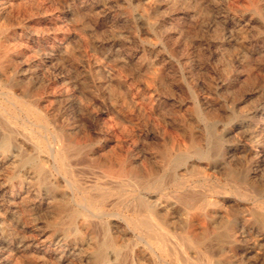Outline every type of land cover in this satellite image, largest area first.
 Segmentation results:
<instances>
[{"label":"rangeland","instance_id":"1","mask_svg":"<svg viewBox=\"0 0 264 264\" xmlns=\"http://www.w3.org/2000/svg\"><path fill=\"white\" fill-rule=\"evenodd\" d=\"M0 57V125L69 158L41 154L42 187L0 164V264H94L110 236L106 264H264V0H0ZM101 192L105 216L77 206Z\"/></svg>","mask_w":264,"mask_h":264},{"label":"bare ground","instance_id":"2","mask_svg":"<svg viewBox=\"0 0 264 264\" xmlns=\"http://www.w3.org/2000/svg\"><path fill=\"white\" fill-rule=\"evenodd\" d=\"M259 3V2H258ZM261 4V3H260ZM258 6V5H257ZM259 8V7H258ZM259 10V9H258ZM261 15V14H260ZM3 51V50H2ZM6 51V50H5ZM7 52V51H6ZM7 56V55H6ZM3 57V56H2ZM5 58V57H4ZM0 59H1V57H0ZM2 64V63H1ZM2 66V65H1ZM5 70V69H4ZM5 72V71H4ZM14 72H16V71H14ZM1 73V72H0ZM9 74V73H8ZM11 74H12V72H11ZM10 75V74H9ZM1 76V75H0ZM11 77V76H10ZM1 78H2V76H1ZM7 79V78H6ZM3 80V79H2ZM5 80V79H4ZM8 81V80H7ZM6 84V83H5ZM13 85V84H12ZM6 86V85H5ZM14 88V87H13ZM4 90V89H3ZM17 90V89H16ZM19 91H21V90H19ZM22 92V91H21ZM26 92V91H25ZM28 92V91H27ZM26 92V93H27ZM13 93V92H12ZM20 93V92H19ZM23 93V92H22ZM3 94V93H2ZM7 94V93H6ZM9 94H10V91H9ZM11 95V94H10ZM17 95V94H16ZM1 96V95H0ZM8 96V95H7ZM2 97H3V95H2ZM14 97V96H13ZM8 98V97H7ZM27 98V97H26ZM4 99V98H3ZM17 100V99H16ZM28 100V99H27ZM6 101H10V100H6ZM18 101V100H17ZM16 101V102H17ZM5 102V101H4ZM15 103V102H14ZM12 104V103H11ZM16 104H18V102L16 103ZM16 104H15V106H16ZM21 104V103H20ZM25 104V103H24ZM9 105H10V103H9ZM14 105V104H13ZM12 105V106H13ZM22 105V104H21ZM29 106V105H28ZM3 107V106H2ZM38 107V106H37ZM5 108V107H4ZM8 108V107H7ZM8 109H10V108H8ZM16 109V108H15ZM19 109V108H18ZM23 109V108H22ZM6 110V109H5ZM4 110V111H5ZM34 110V109H33ZM39 110V109H38ZM7 111V110H6ZM14 111V110H13ZM21 111V110H20ZM19 111V112H20ZM27 111V112H26ZM7 112H9V111H7ZM29 112H31V110H29V108L28 107H25V113L27 114V113H29ZM36 112V111H35ZM1 113V112H0ZM3 113V112H2ZM24 113V114H25ZM33 113H34V111H33ZM4 114V113H3ZM6 114V113H5ZM4 114V115H5ZM11 114H12V112H11ZM25 114V115H26ZM35 114H37V113H35ZM7 115V114H6ZM25 115H24V117H25ZM38 115V114H37ZM36 115V116H37ZM39 115H40V113H39ZM46 115H48V114H46ZM2 116V115H1ZM14 116V115H13ZM35 116V117H36ZM41 116V115H40ZM18 117V116H17ZM24 117H23V119H24ZM32 117V116H31ZM30 117V118H31ZM38 118H39V116H37ZM1 118V117H0ZM17 119V118H16ZM26 119V118H25ZM35 119H37V118H35ZM39 119H42V118H39ZM20 120V119H19ZM33 120H34V118H33ZM4 121H5V119H4ZM3 121V122H4ZM7 121V120H6ZM12 121V120H11ZM24 121V120H23ZM29 121V120H28ZM37 121H38V119H37ZM40 121V120H39ZM8 122V121H7ZM15 122V121H14ZM34 122H35V120H34ZM42 122H43V120H42ZM2 123V122H1ZM5 123V122H4ZM8 123H10V122H8ZM22 123V122H21ZM28 123V122H27ZM39 123H41V122H39ZM38 123V124H39ZM33 124V123H32ZM44 124H46L47 125V123H44ZM28 125H30V124H28ZM45 125V126H46ZM1 126V130H3L4 132H2L3 134H2V136H0V164H1V166L3 167V168H6L7 170H10V171H12V177H17V181L19 182V183H23V182H26V183H36L39 187H42V186H45V182H46V175H47V170L43 167V165L41 164V160H40V156H41V154L42 153H45V154H47L52 160H53V163H54V165H58L60 168H62L63 169V171L65 170L64 169V166H66V163H67V160L69 159L68 158V155H67V153L65 152V150H66V145L65 146H63L61 149L60 148H53V145H52V147H50V146H48V147H42L41 148V146H40V148H38V147H31V146H20L19 144H17L16 142H17V138L15 137L16 135H14L13 133H15V132H13V131H11V129L9 130L8 128H9V126H8V128H6L7 126H5V125H3V124H1L0 125ZM34 126H35V124H34ZM38 126V125H37ZM36 126V127H37ZM41 126V125H40ZM39 126V127H40ZM10 127H12L13 128V126H12V123H11V126ZM16 127V126H15ZM14 127V128H15ZM18 127V126H17ZM28 127V126H27ZM33 128V127H32ZM42 128V127H41ZM47 128V127H46ZM46 128H44L43 129V131L45 130L46 131ZM54 128V127H53ZM20 129V128H19ZM36 129V128H35ZM40 129V128H39ZM27 130V129H26ZM25 130V131H26ZM41 130V129H40ZM22 131V130H21ZM24 130H23V132H25ZM39 131V130H38ZM42 131V130H41ZM1 132V131H0ZM36 132V131H35ZM59 132H60V130H59ZM22 133V132H21ZM39 133H40V131H39ZM43 133V132H42ZM47 133H49V132H47ZM1 134V133H0ZM16 134V133H15ZM63 134V133H62ZM41 135V134H40ZM61 135V134H60ZM49 136H51V135H49ZM54 136V135H53ZM22 137V136H21ZM34 137H36V136H34ZM29 138V137H28ZM58 138L59 137H57V140H58ZM22 139L23 138H21V141H22ZM16 140V141H15ZM30 140H33V139H30ZM46 139H44V141H45ZM36 141V140H35ZM52 141H53V138H52ZM25 142V141H24ZM26 142H28L27 140H26ZM36 143V142H35ZM34 143V144H35ZM39 143V140H38V142H37V144ZM47 143V141L45 142V144ZM49 143V142H48ZM54 143V142H53ZM64 143V142H63ZM67 143V142H66ZM65 143V144H66ZM24 144V143H23ZM25 144H27V143H25ZM71 144V143H70ZM28 145H29V143H28ZM74 145V144H73ZM35 146H36V144H35ZM39 146V145H38ZM47 146V145H46ZM24 147V148H23ZM68 147V146H67ZM76 147V146H75ZM29 149V151H28V149ZM199 148V147H198ZM194 149H195V147H194ZM202 150V149H201ZM98 153V152H97ZM196 154H198L200 157H202V159H207V156H205V155H203V154H200L199 152H196ZM90 155V154H89ZM93 154H91L90 156H92ZM190 155V154H189ZM94 157V156H93ZM120 158V157H119ZM84 159V158H83ZM101 158L99 157V159L98 160H100ZM111 159V158H110ZM49 160V159H48ZM169 160V159H168ZM188 160V159H187ZM212 160V159H211ZM89 161V160H88ZM88 161L86 162V163H88ZM115 161V160H114ZM76 162V161H75ZM81 162V161H80ZM107 162H108V160H107ZM188 162V161H187ZM209 162V161H208ZM45 163V162H44ZM47 163V162H46ZM78 163V162H77ZM76 163V164H77ZM83 163V162H82ZM71 164V163H70ZM75 164V163H74ZM94 164V163H93ZM98 164V163H97ZM108 164V163H107ZM87 165V164H86ZM88 165H90L89 163H88ZM125 165V164H124ZM45 166V165H44ZM53 166V165H52ZM73 166V165H72ZM75 166H77V165H75ZM92 166V165H91ZM94 166V165H93ZM99 166V165H98ZM107 166V165H106ZM116 166V165H115ZM114 166V167H115ZM1 167V168H2ZM103 167V166H102ZM108 167V166H107ZM113 166H109L108 168H107V172H108V174H110V175H112V176H115L116 178H120V180H121V178L123 177V176H125V174L127 173V171L124 169V167L122 166V165H118V167L116 168H114ZM186 167V166H185ZM99 168V167H98ZM99 169H101V168H99ZM127 169V168H126ZM129 169V168H128ZM49 170V169H48ZM68 170V169H67ZM91 170V169H90ZM95 170V169H94ZM185 170V169H184ZM23 172L24 174L23 175H21L20 174V172ZM58 171H60V170H58ZM81 171V170H80ZM181 171V170H180ZM56 172V171H55ZM78 172V171H77ZM187 172V171H186ZM192 172V171H191ZM1 173V172H0ZM51 173V172H50ZM66 173V172H65ZM64 173V174H65ZM76 173V172H75ZM86 173V172H85ZM99 173V172H98ZM134 173V172H133ZM159 173V172H158ZM58 174V173H57ZM84 174V173H83ZM130 174V173H129ZM155 174V173H154ZM160 174V173H159ZM181 174V173H180ZM3 175V174H2ZM92 175V174H91ZM103 175V174H102ZM131 175V174H130ZM150 175V174H149ZM190 175H192V174H190ZM49 176V175H48ZM53 176V175H52ZM68 176V175H67ZM156 176V175H155ZM158 176V175H157ZM184 176H185V174H184ZM57 177V176H56ZM72 177V176H71ZM84 177V176H83ZM126 177V176H125ZM135 177V176H134ZM147 177V176H146ZM187 177V176H186ZM49 178V177H48ZM47 178V179H48ZM88 178V177H87ZM171 178V177H170ZM10 179H13V178H11V176H10ZM79 179V178H78ZM127 179V178H126ZM139 179V178H138ZM145 179V178H144ZM60 180H61V178H60ZM80 180V179H79ZM87 180V179H86ZM88 180H90V179H88ZM1 181V180H0ZM15 181V180H14ZM52 181V180H51ZM85 181V180H84ZM92 180H90V182H91ZM96 181V180H95ZM59 182V181H58ZM61 183V182H60ZM80 183V182H79ZM86 183V182H85ZM133 183V182H132ZM139 182L138 181H134V186L135 185H139L138 184ZM8 184V183H7ZM59 184V183H58ZM67 184V183H66ZM78 184V183H77ZM87 184H89L88 182H87ZM119 184V183H118ZM132 184V185H133ZM48 185V184H47ZM79 186H80V184H78ZM83 185V184H82ZM91 185V184H90ZM113 185V184H112ZM126 185V184H125ZM25 186V185H24ZM64 186V185H63ZM86 186H88V185H85V187ZM94 188H98L97 186H95V183H94ZM108 186V185H107ZM111 186V185H110ZM117 187H118V185H116ZM159 186V185H158ZM157 186V187H158ZM69 187V186H68ZM84 187V188H85ZM90 187V186H89ZM88 187V188H89ZM5 188V187H4ZM24 188V187H23ZM6 189V188H5ZM70 189V188H69ZM74 189V188H73ZM1 190V189H0ZM25 190V189H24ZM75 190V189H74ZM6 191H7V189H6ZM9 191V190H8ZM19 192V191H18ZM75 192H77V191H75ZM82 192V191H81ZM70 193H71V191H70ZM7 195V194H6ZM22 195H23V193H22ZM34 196V195H33ZM73 196V195H72ZM125 196V195H124ZM124 196H123V198H124ZM143 196V195H142ZM177 196V195H176ZM111 196L109 195V194H107L106 192H101V193H98V194H94V195H89V194H84V193H79V195L77 196V199H76V203H77V206L80 208V209H82V210H85V211H89L90 209H93V210H95V211H98L97 213H94V212H92V215H93V217H95V218H100V217H102V216H105V215H103V209H104V207L108 204V202H109V198H110ZM6 198H7V196H6ZM21 198V197H20ZM68 198V197H67ZM71 198V197H70ZM134 198V200L136 201V207H135V209H132L133 211H135V212H144V213H150V212H152V209L150 208V203H149V205H148V201H146V199L144 200L143 198H140V197H138V196H134L133 197ZM146 198H147V196H146ZM154 198V197H153ZM172 198V197H171ZM4 199V198H3ZM58 199V198H57ZM60 199V198H59ZM175 199V198H174ZM178 199V198H177ZM190 199V198H189ZM203 199V198H202ZM30 200V199H29ZM160 200V199H159ZM7 201V200H6ZM49 201V200H48ZM73 201V200H72ZM150 201V200H149ZM152 201V200H151ZM178 201V200H177ZM193 201V200H192ZM201 201V200H200ZM47 202V201H46ZM198 202V201H197ZM208 202V201H207ZM74 203V202H73ZM155 203V202H154ZM162 203H163V201H162ZM190 203V202H189ZM209 203V202H208ZM166 204V203H165ZM198 204V203H197ZM212 204V203H211ZM160 205V204H159ZM164 205V204H163ZM172 205V204H171ZM42 206V205H41ZM67 206V205H66ZM69 206V205H68ZM111 206V205H110ZM179 206V205H178ZM194 206V205H193ZM203 206V205H202ZM202 206H201V208H202ZM208 207H209V205H207ZM10 207V206H9ZM19 207V206H18ZM46 207V206H45ZM157 207V209H158V206H156ZM164 207V206H163ZM163 207H162V209H163ZM168 207V206H167ZM174 207V206H173ZM154 208V207H153ZM190 208V207H189ZM188 208V209H189ZM216 208V207H215ZM164 209H165V207H164ZM184 209V208H183ZM186 209H187V207H186ZM197 209V208H196ZM58 210H59V212H64V214L66 213V215L68 216V220H69V225L70 226H72V225H76V223H78L81 227H83V228H85V227H87V222H86V220H85V218L84 219H79L78 218V216H79V211H75V210H72V211H68V209L64 206V205H59L58 206ZM130 210V209H129ZM168 210V211H167ZM167 210H164V211H167V213L169 212V209H167ZM191 210V209H190ZM195 210V209H194ZM199 210V209H198ZM209 210V209H208ZM210 210H212V209H210ZM84 211V212H85ZM189 211V210H188ZM41 212V211H40ZM50 212H51V210H50ZM197 212V211H196ZM202 212V211H201ZM1 213V212H0ZM87 213V212H86ZM154 213V212H153ZM174 213V212H173ZM177 213V212H176ZM208 213V212H207ZM22 214V213H21ZM30 214V213H29ZM32 214V213H31ZM63 214V215H64ZM107 214V213H106ZM160 214V213H159ZM162 214V213H161ZM164 214V213H163ZM170 214V213H169ZM195 214V213H194ZM34 215V214H33ZM62 215V216H63ZM83 215V214H82ZM89 215H91V214H89ZM108 215V214H107ZM151 215V214H150ZM158 215V214H157ZM168 215V214H167ZM166 215V216H167ZM6 216H7V214H6ZM32 216V215H31ZM111 216V215H110ZM113 216H115V214L113 215ZM118 216V215H117ZM145 216V215H144ZM164 216V215H163ZM175 216V215H174ZM177 216V215H176ZM211 216V215H210ZM10 217H11V215H10ZM65 217V216H64ZM80 217V216H79ZM109 217V216H108ZM146 217V216H145ZM148 217V216H147ZM168 217V216H167ZM193 217L194 216H192V220H193ZM38 218V217H37ZM61 218V217H60ZM63 218V217H62ZM142 218V217H141ZM161 218H162V216H161ZM164 218V217H163ZM195 218V217H194ZM197 218V217H196ZM201 218V217H200ZM1 219V218H0ZM5 219V218H4ZM7 219V218H6ZM8 219H10V218H8ZM117 219V218H116ZM170 219V218H169ZM172 219V218H171ZM175 219V218H174ZM184 219V218H183ZM190 219H191V216H190ZM197 219H199V218H197ZM205 219V218H204ZM207 219V218H206ZM205 219V220H206ZM213 219V218H212ZM11 220V219H10ZM113 220V219H112ZM166 220V219H165ZM200 220H202V218L200 219ZM2 221V220H1ZM53 221V220H52ZM95 221V220H94ZM148 221V220H147ZM147 221H145V220H142L139 224L143 227V228H145V229H150V227H149V223L147 222ZM150 221V220H149ZM176 221V220H175ZM183 221V220H182ZM191 221V220H190ZM21 222V221H20ZM32 222V221H31ZM58 222V221H57ZM120 222V221H119ZM164 222V221H163ZM178 222V221H177ZM192 222V221H191ZM202 222V221H201ZM30 223V222H29ZM89 223V222H88ZM171 223V222H170ZM196 223V222H195ZM51 224H53V223H51ZM61 224V223H60ZM113 224V223H112ZM127 224V223H126ZM165 224V223H164ZM15 225V224H14ZM37 225V224H36ZM35 225V226H36ZM40 225V224H39ZM55 225V224H54ZM115 225V224H114ZM124 225V224H123ZM175 225H177V224H175ZM182 225V224H181ZM203 225H205V224H203ZM215 225V224H214ZM213 225V226H214ZM16 226V225H15ZM21 226V225H20ZM79 226V227H80ZM93 226V225H92ZM111 226H113V225H111ZM164 226V225H163ZM171 226V225H170ZM184 226V225H183ZM187 226H189V224L187 225ZM186 226V227H187ZM197 226H198V224H197ZM212 226V227H213ZM14 227V226H13ZM39 227V226H38ZM78 227V228H79ZM91 227V226H90ZM98 227V225L96 226V228ZM125 227H126V225H125ZM152 227V226H151ZM154 227V226H153ZM177 227V226H176ZM200 227H203V226H200ZM204 227H206V226H204ZM5 228V227H4ZM45 228H47V226L45 227ZM54 228V227H53ZM103 228V227H102ZM117 228V227H116ZM170 228V227H169ZM216 228V227H215ZM219 228V227H218ZM229 227H227V229H228ZM18 229V228H17ZM25 229V228H24ZM40 229V228H39ZM55 229V228H54ZM98 229V228H97ZM110 229V228H109ZM121 229V228H120ZM119 229V231H121ZM175 229V228H174ZM178 229H180V228H178ZM182 229V228H181ZM195 229V228H194ZM6 230V229H5ZM42 230V229H41ZM53 230V229H52ZM59 230V229H58ZM62 230H64V228L62 229ZM151 230V229H150ZM164 230H165V228H164ZM187 230V229H186ZM189 230V229H188ZM197 230V229H196ZM212 230V229H211ZM210 230V232H212ZM21 231V230H20ZM60 231V230H59ZM98 231H99V229H98ZM110 231H111V229H110ZM133 231V230H132ZM157 231H158V229H157ZM206 231H208V230H206ZM215 230H213V232H214ZM228 231H229V229H228ZM12 232V231H11ZM28 232V231H27ZM42 232H43V230H42ZM44 232H45V230H44ZM43 232V233H44ZM56 232H58V231H56ZM55 232V233H56ZM63 232V231H62ZM68 232V231H67ZM84 232H86V230L84 231ZM152 232V231H151ZM161 232V231H160ZM216 232V231H215ZM2 233V232H1ZM52 233V232H51ZM122 233H124V232H122ZM135 233V232H134ZM171 233V232H170ZM184 233V232H183ZM186 233V232H185ZM193 233H195V232H193ZM203 233V232H202ZM207 233V232H206ZM68 234H69V232H68ZM94 234H95V232H94ZM115 234V233H114ZM117 234V233H116ZM115 234V235H116ZM176 234V233H175ZM182 234V233H181ZM189 234H191V233H189ZM187 235V236H189L190 237V235ZM197 234H198V232H197ZM199 234L201 235V233L199 232ZM205 234V233H204ZM48 235V234H47ZM74 235H75V233H74ZM88 235V234H87ZM91 235V234H90ZM96 235V234H95ZM113 235V234H112ZM115 235H113V236H115ZM160 235V234H159ZM167 235V234H166ZM178 235V234H177ZM183 235V234H182ZM192 235V234H191ZM203 235V234H202ZM208 235V234H207ZM62 236V235H61ZM73 236V235H72ZM180 236V235H179ZM195 236H196V234H195ZM209 236V235H208ZM6 237V236H5ZM95 237V236H94ZM100 237H101V235H100ZM106 237V236H105ZM117 237V236H116ZM119 237V236H118ZM126 237V236H125ZM124 237V238H125ZM131 237V236H130ZM197 237V236H196ZM217 237V236H216ZM215 237V238H216ZM31 238V237H30ZM47 238V237H46ZM62 238V237H61ZM68 238V237H67ZM66 238V239H67ZM87 238H88V236H87ZM120 238V237H119ZM150 238V237H149ZM162 238V237H161ZM185 238V237H184ZM205 239H206V234H205V237H204ZM210 238V237H209ZM48 239V238H47ZM51 239V238H50ZM105 239V238H104ZM115 239V238H114ZM163 239V238H162ZM193 239V238H192ZM196 239V238H195ZM198 239V238H197ZM8 240V239H7ZM89 240V239H88ZM99 240V239H98ZM116 240V239H115ZM128 240V239H127ZM177 240V239H176ZM194 240V239H193ZM198 240H200V239H198ZM1 241V240H0ZM5 241V240H4ZM35 241V240H34ZM33 241V242H34ZM54 241V240H53ZM86 241V240H85ZM125 241V240H124ZM123 241V242H124ZM140 241V240H139ZM150 241V240H149ZM169 241V240H168ZM183 241V240H182ZM18 242H20V241H18ZM30 242V241H29ZM98 242V241H97ZM99 242H101V241H99ZM98 242V243H99ZM152 242V241H151ZM193 242H196V241H193ZM209 242V241H208ZM6 243V242H5ZM8 243V242H7ZM26 243V242H25ZM49 243H50V241H49ZM55 243V242H54ZM98 243H97V245H98ZM130 243V242H129ZM142 243V242H141ZM144 243V242H143ZM147 243H149V242H147ZM154 243V242H153ZM199 243V242H198ZM197 242H196V244H198ZM204 243H205V241H204ZM35 244V243H34ZM59 244V243H58ZM65 244V243H64ZM120 244V243H119ZM119 244H117V241L115 242V241H113V239H111V236H110V238H107V239H105V241L103 242V244L101 245L102 247H104V248H106L107 250H109L111 253H112V255H114V257H118V256H120L119 254H120V250H119V247H118V245ZM160 244V243H159ZM159 244H157L156 243V245H159ZM192 244V243H191ZM203 244V243H202ZM210 244V243H209ZM219 244V243H218ZM38 245V244H37ZM90 245V244H89ZM150 245V244H149ZM161 245V244H160ZM165 245H167V244H165ZM176 245H178V242L176 243ZM187 245V244H186ZM63 246V245H62ZM100 246V245H99ZM100 246V248H98V249H95L96 251L94 252V255H95V259H94V264H106V255H105V253H104V249L102 250V247ZM146 246V245H145ZM162 246H164V244L162 245ZM181 246V245H180ZM204 246V245H203ZM39 247V246H38ZM37 247V248H38ZM41 247V246H40ZM44 247V246H43ZM48 247V246H47ZM90 247V246H89ZM92 247V246H91ZM120 247H122V246H120ZM123 247H125V243H124V246ZM129 247V246H128ZM127 247V248H128ZM194 247H195V245H194ZM200 247V246H199ZM205 247V246H204ZM206 247H208V245L206 246ZM209 247H211L210 245H209ZM94 248V247H93ZM92 248V249H93ZM130 248V247H129ZM139 248V247H138ZM193 248V247H192ZM191 248V249H192ZM202 248V247H201ZM120 249H122V248H120ZM136 249V248H135ZM153 249V248H152ZM159 249L160 250H162V248L161 247H159ZM158 249V250H159ZM174 249V248H173ZM195 249V248H194ZM204 249H206V248H204ZM208 249V248H207ZM30 250V249H29ZM37 250V249H36ZM41 250V249H40ZM77 250V249H76ZM90 250H91V248H90ZM165 250V249H164ZM163 250V251H164ZM84 251H86V250H84ZM93 251H94V249H93ZM131 251V250H130ZM150 251H152V250H150ZM171 251H172V248H171ZM182 251V250H181ZM211 251V250H210ZM210 251L208 250V252H209V254H210ZM24 252V251H23ZM39 252V251H38ZM45 252V251H44ZM73 252V251H72ZM75 252H77V251H75ZM138 252H140V250H138ZM169 252V251H168ZM183 252V251H182ZM185 252V251H184ZM205 252V251H204ZM212 252V251H211ZM34 253V252H33ZM77 253H79V252H77ZM135 253V252H134ZM153 253V252H152ZM164 253V252H163ZM192 253V252H191ZM200 253H201V251H200ZM48 254V253H47ZM73 254V253H72ZM81 254V253H80ZM79 254V255H80ZM88 254V253H87ZM142 254V253H141ZM177 254V253H176ZM182 254V253H181ZM189 254V253H188ZM193 254H195V253H193ZM207 254V253H206ZM44 255V254H43ZM78 255V254H77ZM170 255V254H169ZM172 255V254H171ZM170 255V256H171ZM197 255V253L195 254V256ZM204 255V254H203ZM211 255H212V253H211ZM25 256V255H24ZM27 256V255H26ZM38 256V255H37ZM74 256V255H73ZM131 256V255H130ZM133 256V255H132ZM142 256V255H141ZM144 256V255H143ZM181 256V255H180ZM192 256V255H191ZM200 256V255H199ZM207 256V255H206ZM209 256V255H208ZM28 257L30 258V256L28 255ZM35 257H36V255H35ZM79 257V256H78ZM91 257V256H90ZM112 257V256H111ZM126 257V256H125ZM193 257V256H192ZM45 258V257H44ZM92 258V257H91ZM113 258V257H112ZM148 258V257H147ZM171 258V257H170ZM177 258V257H176ZM185 258H187V256L185 257ZM40 259H41V257H40ZM43 259V258H42ZM90 259V258H89ZM89 259L87 260L88 262H89ZM135 259V258H134ZM133 259V260H134ZM173 259V258H172ZM183 259V258H182ZM193 260H194V257L192 258ZM196 259V258H195ZM200 259V258H199ZM199 259H198V263H199ZM45 260V259H44ZM112 260V259H111ZM148 260H150V259H148ZM148 260H145L146 262L148 261ZM159 260V259H158ZM180 260H181V258H180ZM189 260V259H188ZM197 260V259H196ZM195 260V261H196ZM203 260V259H202ZM84 261H86V260H84ZM129 261H130V258H129ZM174 261V260H173ZM178 261V260H177ZM27 262V261H26ZM125 262H126V259H125ZM181 262V261H180ZM197 262V261H196ZM85 263V262H84ZM169 263V262H168ZM179 263V262H178ZM183 263V262H182ZM205 263V262H204ZM211 263V262H210ZM212 263H213V261H212ZM27 264H29V263H27ZM149 264H151V263H149ZM190 264H191V262H190ZM203 264V263H202Z\"/></svg>","mask_w":264,"mask_h":264}]
</instances>
